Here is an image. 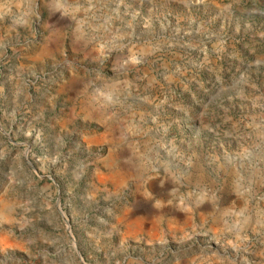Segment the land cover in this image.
Wrapping results in <instances>:
<instances>
[{"label":"rangeland","instance_id":"1","mask_svg":"<svg viewBox=\"0 0 264 264\" xmlns=\"http://www.w3.org/2000/svg\"><path fill=\"white\" fill-rule=\"evenodd\" d=\"M20 3L0 264H264V0Z\"/></svg>","mask_w":264,"mask_h":264},{"label":"crops","instance_id":"2","mask_svg":"<svg viewBox=\"0 0 264 264\" xmlns=\"http://www.w3.org/2000/svg\"><path fill=\"white\" fill-rule=\"evenodd\" d=\"M13 1H14V0H10V3H13ZM19 1H21L20 4L22 5V1H23V0H19ZM56 17H57V16H56Z\"/></svg>","mask_w":264,"mask_h":264}]
</instances>
